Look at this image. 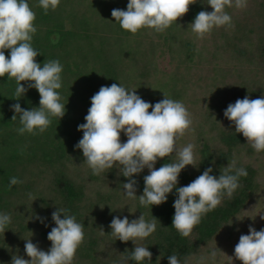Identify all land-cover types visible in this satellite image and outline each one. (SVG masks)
I'll return each instance as SVG.
<instances>
[{"label":"trees","instance_id":"trees-1","mask_svg":"<svg viewBox=\"0 0 264 264\" xmlns=\"http://www.w3.org/2000/svg\"><path fill=\"white\" fill-rule=\"evenodd\" d=\"M28 3L36 14L32 39L39 53L36 62L42 66L44 61L59 60L63 66L62 86L56 91L65 115L60 120L52 117L42 134L38 130L35 135L19 134V115L11 120L15 114L11 105L31 110L39 107L40 95L28 88L17 100L15 79L0 77V213L11 216L5 232L0 231V264H11L13 255L30 259L24 249L27 238L48 251L47 234L56 226L51 214L59 207L83 225L85 238L72 264H125L135 244L152 253L151 260L139 264H169L173 254L181 264H243L234 255L240 235L249 234L250 225L264 229V151L256 152L242 133L235 132L224 110L245 96L264 97V0H248L242 10L226 8L234 27L214 28L203 39L196 38L189 24L199 11H213L206 0H196L164 32L142 28L136 34L123 30L111 15L115 8L126 10L128 0H60L47 13L38 0ZM9 53L5 50L6 56ZM113 83L136 88L153 105L164 92L191 113V128L177 139L176 147L193 143L198 166L181 170L177 188L209 167L210 174L219 177L233 159L247 171L232 198L225 195L188 237L171 226L176 188L162 204L141 206L138 196L143 194V177L149 174L146 167L134 174L137 197L130 199L123 189L129 178L120 174L119 164L94 175L82 150L75 147L83 136L78 125L86 123L91 97ZM21 84L28 87L26 81ZM120 139L126 142L127 136L121 132ZM176 159L175 153L158 158L155 167ZM12 177L23 183L9 186ZM140 215L146 221L157 218L156 230L147 238L134 244L111 234L113 217L127 216L131 221Z\"/></svg>","mask_w":264,"mask_h":264},{"label":"clouds","instance_id":"clouds-1","mask_svg":"<svg viewBox=\"0 0 264 264\" xmlns=\"http://www.w3.org/2000/svg\"><path fill=\"white\" fill-rule=\"evenodd\" d=\"M194 3L196 0H128L126 10L115 8L111 15L123 30L132 34L142 28L164 32ZM206 3L213 11H199L189 24L197 39H203L214 28L234 27L226 8L245 9L248 0H206ZM59 4L60 0H38V6L45 13L49 9L55 10ZM35 19L36 14L28 0H0V77L7 75L8 79H15L17 87L13 98L17 100L28 88H35L40 95L39 107L31 110L22 108L19 103L11 105L15 113L11 120L15 121L19 115L21 127L16 131L21 135L26 132L35 135L37 130L42 134L51 124L52 117L60 120L65 115V104L60 102V94L56 91L62 86L63 66L59 60L44 61L42 66L36 62L39 53L32 46L37 31L33 23ZM5 50H10L8 56ZM21 81L28 82V87H24ZM135 89L129 90L116 83L101 86L91 97V106L84 117L86 123L78 125L83 136L75 147L82 150L84 162L94 175L119 164L120 174L129 178L123 183V189L130 199L137 197V181L133 176L146 167L149 174L143 177V194L138 196L141 206L162 204L167 200V194L176 188L178 196L173 204L175 212L171 226L181 236L188 237L201 217L220 205L225 195L232 198L240 187L239 178L247 176V171L237 167L233 159L220 171L219 177L211 175L213 169L209 167L188 185L177 188L181 170L187 165L198 166L193 143L179 149L176 147L177 139L191 128V113L182 101L168 98L164 92V98L153 105L143 100ZM224 116L256 152L264 151V97L237 99L227 106ZM121 132L127 136L126 142H121ZM173 153L177 157L175 162L155 167L158 158ZM18 183L23 181L12 177L9 186ZM51 215L56 226L47 234L50 249L41 250L31 238H27L24 249L30 259L13 255L11 264H72L85 238L83 225L65 208L59 207ZM37 218L43 222L42 218ZM156 220L146 221L143 215L131 221L127 216L123 219L113 217L111 234L122 242L132 240L135 244L137 239L147 238L156 230ZM10 223L11 216L0 213V231L5 232ZM234 255L243 264H264V229L257 231L250 225L249 234L240 235ZM151 257L147 247L135 244L130 256L124 259L125 264L128 260L139 264L145 258L151 260ZM211 257L215 259V250ZM168 261L169 264H181L175 254L170 255Z\"/></svg>","mask_w":264,"mask_h":264}]
</instances>
